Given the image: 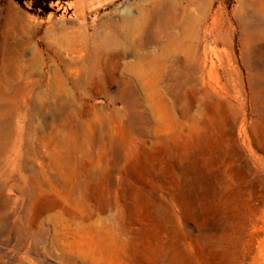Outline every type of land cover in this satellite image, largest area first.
<instances>
[{
    "label": "rangeland",
    "instance_id": "rangeland-1",
    "mask_svg": "<svg viewBox=\"0 0 264 264\" xmlns=\"http://www.w3.org/2000/svg\"><path fill=\"white\" fill-rule=\"evenodd\" d=\"M153 1L0 0V264H264V0H210L166 58L152 25L97 52Z\"/></svg>",
    "mask_w": 264,
    "mask_h": 264
},
{
    "label": "bare ground",
    "instance_id": "bare-ground-1",
    "mask_svg": "<svg viewBox=\"0 0 264 264\" xmlns=\"http://www.w3.org/2000/svg\"><path fill=\"white\" fill-rule=\"evenodd\" d=\"M167 1L168 0H154L153 10L148 11L144 16V25H141L142 28H139L134 33L126 32L124 26L118 25H112L111 27L105 26L106 28H108L106 32H101L98 30V32H96L94 35V46L98 50L97 52L101 53L103 49L107 47L109 48L111 44H117L121 46L120 49H117L121 53L123 50H126L132 46H134V48L136 49H142L144 43L140 37V34L143 30H146L149 25H152L151 41H153V45H155V47L157 46L160 49V54L162 57L166 58L169 56L170 47H172L171 49H173V51H175L176 53H179L181 51H187L189 48H191L192 43L199 38V34L202 29V24L204 22L210 0H186V6L177 4L178 6L176 7L175 0H169V2ZM188 7H194L195 11L187 12ZM184 15H186L187 17V21L185 24L179 21L181 16ZM211 27L214 28V22H212ZM26 30L27 29L25 27L20 26H17L12 29L7 28L6 31H3V38L5 39V41H8L9 39H14L15 41H13L16 46L27 45L29 44L28 40L24 38L23 34H20L22 32H25ZM33 30L34 26L30 24L29 31L33 32ZM77 40H74V42H69V38L68 43H64V45L67 44L69 47L74 46V43ZM163 42H166V45L162 46ZM77 45H79L80 49L86 47L85 41H83L82 39H79V44Z\"/></svg>",
    "mask_w": 264,
    "mask_h": 264
},
{
    "label": "trees",
    "instance_id": "trees-1",
    "mask_svg": "<svg viewBox=\"0 0 264 264\" xmlns=\"http://www.w3.org/2000/svg\"><path fill=\"white\" fill-rule=\"evenodd\" d=\"M20 5H24L26 1L31 2L30 12L35 13L39 16H45L53 11L51 4L56 0H14Z\"/></svg>",
    "mask_w": 264,
    "mask_h": 264
}]
</instances>
